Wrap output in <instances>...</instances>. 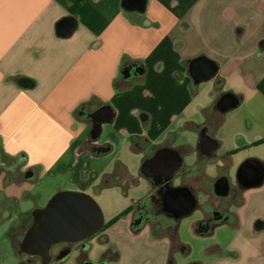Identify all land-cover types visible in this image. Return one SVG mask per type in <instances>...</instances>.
Returning <instances> with one entry per match:
<instances>
[{
	"label": "crops",
	"instance_id": "1",
	"mask_svg": "<svg viewBox=\"0 0 264 264\" xmlns=\"http://www.w3.org/2000/svg\"><path fill=\"white\" fill-rule=\"evenodd\" d=\"M70 18L77 25L63 35L59 25ZM200 56L217 71L198 83L190 64ZM127 67L141 71L126 75ZM25 79L31 86L21 84ZM115 80L131 86L117 89ZM226 95L235 103L221 106ZM103 104L114 111L110 124L124 139L122 147L100 155L80 152L91 130L88 113ZM203 131L219 142L212 158L198 146ZM163 146L183 156L171 184H192L198 199L178 231L189 217L193 236L223 232L228 238L202 245L203 258L195 262L264 264V0H0V225L8 224L0 230V264L42 263L17 252L40 206L34 193L40 174L70 171L76 189L96 196L103 180L119 178L116 168L135 175ZM85 156L104 163L92 169L91 179L83 178ZM257 172L260 181L244 178ZM223 176L246 180L236 200L218 199L215 185ZM148 189L147 183L144 194ZM141 196H128V205ZM220 201L235 219L203 230L204 212ZM28 202L32 210L24 207ZM131 220L125 214L103 233L121 249L115 263L168 264L167 226L175 221L135 231ZM124 232L148 239L126 246Z\"/></svg>",
	"mask_w": 264,
	"mask_h": 264
},
{
	"label": "water",
	"instance_id": "2",
	"mask_svg": "<svg viewBox=\"0 0 264 264\" xmlns=\"http://www.w3.org/2000/svg\"><path fill=\"white\" fill-rule=\"evenodd\" d=\"M77 21L74 18L65 20L59 25V32L63 35L70 34L76 27ZM139 67H127L124 70L126 75H135L139 73ZM217 71V67L212 60L200 56L190 64V72L195 82H201L212 78ZM30 80H23L21 84L31 86ZM229 99L222 101L220 105L227 106L235 103V99L229 95ZM88 121L91 125V130L85 141L91 140L96 145H99L98 152L91 154H104L113 149L114 144L108 141L101 142L103 126L105 123H110L114 117V111L108 104L101 105L98 109L88 113ZM143 114L141 118H143ZM106 144H109L107 146ZM219 142L203 131L199 140V148L201 152L212 158ZM165 152V151H164ZM165 154L164 171L168 175L170 181L174 179L176 173L183 166V156L173 150L167 149ZM254 176L244 174L246 180L260 181V172ZM216 186L221 188V193H227L229 188V178L227 176L220 177ZM166 200L169 205L175 208L178 213H191L195 210L198 199L194 192L187 186H180L177 189H171L166 194ZM203 207L200 205V208ZM202 209V208H201ZM104 211L100 204L95 199V196L84 190H69L63 189L57 191L44 206H37L33 209L32 222L24 231L22 239L18 243L17 252L20 255L26 254L29 257H39L44 264H50L54 258L52 254L53 246L60 243H76L83 241L99 232L105 225ZM63 253L62 255H64ZM87 264H95L88 262ZM189 264H198L191 262Z\"/></svg>",
	"mask_w": 264,
	"mask_h": 264
},
{
	"label": "rangeland",
	"instance_id": "3",
	"mask_svg": "<svg viewBox=\"0 0 264 264\" xmlns=\"http://www.w3.org/2000/svg\"><path fill=\"white\" fill-rule=\"evenodd\" d=\"M108 139L112 144L117 146V151L121 149L122 143L119 134L117 131L111 126L110 123H105L102 131V135L100 137L101 142ZM116 155V153L110 154V157ZM126 156V154H124ZM89 156H85L82 160V166L83 169V178H92V169L96 168L101 170V168L104 166L103 162H96L92 158V161H90ZM127 158H130L133 162V166L135 167L138 163V161L132 156V154H129ZM135 164V165H134ZM140 166L139 163L137 167ZM70 171L59 173V174H40L38 179L35 182V188L34 193L40 194L41 197L39 199L40 206L46 205L48 200L59 190L63 189H69V190H77L78 184L71 183L68 180ZM178 182V180H176ZM146 180L142 182L141 185L133 187V189L128 190L127 186H119V185H112L108 188H105L103 186H97L94 189L95 192V199L100 204L102 210L104 211V217H105V223H107L109 220H111V217L114 218L117 215H121V217L124 216V211L128 209V196H140L143 195L146 192ZM100 194V195H99ZM39 206V205H38ZM25 208H30L32 210L34 208V205H31V203H24ZM188 221H190V218H184L182 219V227L181 230L178 231L181 234V241L186 242L189 246V250H182V249H172V251L169 253V256L172 255L174 258V262L172 264H175L176 261H179V264H189L191 262L199 261L203 258V252H202V245L212 243L215 239H219L226 243L228 241L227 235L223 232H219L215 237L213 238H201L193 236L191 233L190 226L188 225ZM28 223V222H27ZM26 223V224H27ZM7 224L6 223L0 225V230L5 228ZM8 225V224H7ZM117 232L120 233L124 229L123 224L118 226ZM21 228H19V231ZM106 230V229H105ZM105 230L102 232L104 233ZM107 234V233H105ZM11 236L9 233L6 234ZM145 235V234H144ZM142 235L141 237H138L137 239H134L133 234H130L129 232H124L121 235L122 241L128 245L134 244L133 242L137 240V243H144L147 241L148 236ZM107 236V235H106ZM103 235L101 233H98L91 237H89L83 245L84 250L87 252L88 257L92 259L93 261L101 262V259L104 255V253L110 248L112 249V252H116L115 250H119L120 257L117 260V258L110 257L109 259H105L102 261L101 264H116V261H119L121 258V249L118 246L117 242L112 241L108 236V240L104 241L102 239ZM4 243L10 244L11 241L8 239L3 240ZM79 254V251H74L71 255H69L70 258L65 259L64 261L58 262L54 261L51 264H74L76 255ZM168 256V258H169ZM42 264V263H41ZM170 264V263H168Z\"/></svg>",
	"mask_w": 264,
	"mask_h": 264
},
{
	"label": "flooded vegetation",
	"instance_id": "4",
	"mask_svg": "<svg viewBox=\"0 0 264 264\" xmlns=\"http://www.w3.org/2000/svg\"><path fill=\"white\" fill-rule=\"evenodd\" d=\"M229 95L223 97L221 102L229 99ZM104 127V126H103ZM211 135V133H208ZM212 136V135H211ZM109 146V144H106ZM91 150L92 153L98 152L99 145H96L93 141L87 140L80 147V152L82 150ZM167 149H171L168 146H163L161 149L153 156L148 157L138 168L137 173L135 175L129 174V172L125 169H115V173L119 175L118 179L110 178L108 180H103L102 184H117L119 186H127L126 183L129 181L131 188L139 186L142 184L143 180L149 184L148 192L141 197H138L132 206H128L124 212L126 214H132L131 226L135 231H139L145 225H158L159 222H166L169 218L173 221L176 220V217L181 214L178 211L169 205V202L166 200V194L171 190L169 185L171 183L170 178L164 171L167 170L164 164L160 163V158H165V152ZM165 151V152H164ZM206 156H208L206 154ZM246 181L244 178H241L239 182L233 183L229 179V188L227 193H221V188L215 185V192L220 195L218 199L221 198L222 195L228 196L230 199L236 200L241 196L243 191V182ZM192 191L194 190V186L192 184L186 185ZM83 188L88 187V183H82ZM198 204H196V207ZM227 203L225 201H220L217 203L215 207H213L210 211L204 212L203 219L199 222V226L205 230H212L217 225L224 223L229 220H234L231 214L227 212ZM162 227V226H161ZM104 228V227H103ZM102 228V229H103ZM102 229L97 232L103 235L102 239L104 241L108 240V237L104 235ZM88 239V238H87ZM83 240L76 243H60L52 248V254L54 256L52 262L54 261H64L69 258L74 251L78 250L79 254L76 255L75 264H87L88 262H93L95 264H101L105 259H109L112 257L113 252H105L101 262H95L88 257L87 252L84 250L83 245L87 240ZM65 253L64 255H62ZM34 258V257H30ZM51 262V263H52ZM50 263V264H51Z\"/></svg>",
	"mask_w": 264,
	"mask_h": 264
},
{
	"label": "trees",
	"instance_id": "5",
	"mask_svg": "<svg viewBox=\"0 0 264 264\" xmlns=\"http://www.w3.org/2000/svg\"><path fill=\"white\" fill-rule=\"evenodd\" d=\"M128 86H131V85H126L124 83L120 84V82L118 80H115V87L117 89H123V88L128 87ZM8 163H9V161L6 163V165L10 166ZM169 187H170V189H175V188L177 189L179 186H174V185H172L170 183ZM123 214L125 215L126 213L124 212ZM187 214L188 213L179 214L176 217L174 225L167 226L169 229L166 228V229H168V234H169V236L171 238V251L174 248L182 249L184 251L190 249V246L187 243L182 242L180 240V236H179V232H178V223H179L180 219L183 216L187 215ZM120 217H121V215L119 214V215L115 216L114 218H112L111 220H109L107 223H105L104 228L102 229V231H104L110 224L112 225V223L115 222ZM166 224L167 223H165L164 225H166ZM115 251L116 252H113L112 258H117V260H118L119 257H120V252H119V250H115ZM106 252H112V249L109 248ZM173 262H174V258H173L172 255H170L169 258H168V263L172 264Z\"/></svg>",
	"mask_w": 264,
	"mask_h": 264
}]
</instances>
